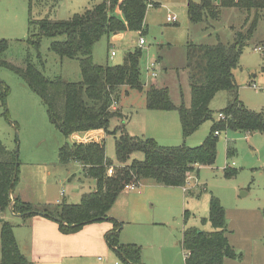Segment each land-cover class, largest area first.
I'll list each match as a JSON object with an SVG mask.
<instances>
[{"label":"rangeland","instance_id":"374dc122","mask_svg":"<svg viewBox=\"0 0 264 264\" xmlns=\"http://www.w3.org/2000/svg\"><path fill=\"white\" fill-rule=\"evenodd\" d=\"M102 1L31 0L29 3L28 0H0V40L7 41V49L0 54V58L16 66H23L24 59L28 57L47 77H61L70 82L81 80L77 58H61L49 49L51 41L63 40L64 35L55 38L43 36L37 47L27 43V36L31 31L30 15L34 20L45 16L66 20ZM187 1L147 0L141 30L103 34L92 45V61L99 65L120 64L127 51L141 50V88H126L119 99L124 119L127 116L124 129L131 135L152 138L147 135L159 130L156 124L159 119L153 117L159 113L147 111L149 109L146 108L145 91L153 80L168 88L174 103L183 101L186 106L189 105V43H231L234 32L243 30L241 27L246 17L243 10L226 7L221 9L216 20L191 23L187 15ZM167 15L174 16L175 22H167ZM140 39L143 40L142 44L139 43ZM261 45H264V14L258 19L255 29L243 46L233 71L238 84L239 101L245 108L256 112L264 110V49H254ZM112 50L115 53L113 56L110 55ZM151 63H155L156 68L154 79L150 75ZM226 103L225 92H218L209 104L213 118L204 121L187 138H183L181 130L177 131L176 140L171 138L158 142L152 138L159 145H184L192 148L211 135L216 140L213 164L195 168L193 176L192 173L188 174L191 177L184 186L166 187L151 179H142L139 180V192L121 191L117 195L113 214L118 212L123 216L119 218L123 223L118 232V241L139 245L141 259L145 264H184L180 245L182 230L188 226L212 230L209 221L201 222V218L208 217L209 200L212 196L219 200L224 212H227L226 232L229 234L236 233L238 228L236 207L264 205V134L258 131L247 133L221 129L214 136L212 124L217 120L218 111ZM170 114L176 115L177 111H171ZM120 124L119 119L113 118L108 129L111 131ZM143 127L145 130L138 133ZM114 136L112 133H105L102 138L105 154L112 161H115ZM0 142L10 151L17 149V178L13 189L15 196H19L32 209L52 206L56 199H60V202L77 203L84 192L94 190L93 179L82 175L79 164L73 161L62 164L59 161V146L76 140L71 136L65 138L49 122L45 106L38 95L31 91L20 76L2 64ZM228 147L232 148L230 153H227ZM132 158L142 159L143 155L136 152ZM29 217L31 216H19L9 206L0 207V223L7 221L12 225L13 233L14 229L20 232L21 239L18 238V243L22 253L26 248L28 255L29 250L38 255L43 247L37 240L33 243ZM68 240L73 252H69L59 263H54L53 254H49L48 260L44 256L32 260L29 255L28 264H121L115 251L106 242L105 235L104 248L96 241L82 242V238L74 233ZM232 248L236 255L235 248Z\"/></svg>","mask_w":264,"mask_h":264},{"label":"trees","instance_id":"16d2710c","mask_svg":"<svg viewBox=\"0 0 264 264\" xmlns=\"http://www.w3.org/2000/svg\"><path fill=\"white\" fill-rule=\"evenodd\" d=\"M147 6V0H103L66 20L48 16L34 20L30 15L31 31L27 43L37 47L43 36L55 38L64 35L63 40L51 41L49 49L61 58H77L81 80L70 82L61 77H47L28 57L24 59L23 66L2 58L0 64L14 71L38 95L49 122L65 138L94 129L114 134L115 161L106 156L102 141L62 143L58 148L59 161L62 164L70 161L80 163L83 176L94 180V190L84 192L77 203L59 201L35 210L15 195L10 196L17 178L15 150H8L0 142L1 208L9 206L11 211L22 217L41 215L56 220L62 233H73L84 224L108 219V211L125 184L151 179L163 186H184L188 174L195 168L213 164L216 140L211 135L191 148L159 145L152 138L129 135L125 131L122 112L118 107L113 109L112 104L119 102L126 88H141L140 49L127 51L120 64L99 65L92 61V45L103 34L141 30ZM226 7H237L246 13L243 30L234 32L231 43L187 45L189 105L183 101L174 103L168 88L154 80L145 91L147 109L177 111L183 138L213 118L209 104L220 91L225 92L227 103L217 113L223 114L224 119H217L212 124L214 136L221 129L264 134V110L256 112L243 106L238 99V84L233 73L243 46L264 13V0H188L187 15L191 23H209V20L218 19L221 9ZM6 49L7 41L1 39L0 54ZM113 118L119 119L121 124L110 131L108 128ZM231 149L228 147L227 153ZM136 152L142 153L143 158H132ZM110 166L114 169L112 175L107 174ZM208 210V217L201 218V222L209 221L211 231L195 226L185 227L182 231L184 264H223L224 258L235 255L225 233L224 208L216 197L210 198ZM111 222L113 227L105 239L121 264H143L141 247L119 243L121 222L114 219ZM0 257V264H28V258L20 251L14 237L13 227L7 221L0 225Z\"/></svg>","mask_w":264,"mask_h":264},{"label":"crops","instance_id":"0c3cea01","mask_svg":"<svg viewBox=\"0 0 264 264\" xmlns=\"http://www.w3.org/2000/svg\"><path fill=\"white\" fill-rule=\"evenodd\" d=\"M115 12H119L117 8L115 9ZM257 47L262 48L261 50L264 49V45ZM116 106L120 108L121 111V105L119 102L116 104ZM147 111H157L155 113H159L153 115V117L159 119V122L156 123L159 130H157L156 133H149L147 136L152 137L158 142H162V140H171V138H174V140H176L175 137L178 136L177 131L179 132L181 130L178 113L176 115L170 114V112L174 110H147ZM147 113H151V112H147ZM126 117L127 116H125V120ZM143 130H145V127H143V129L138 131V133L143 132ZM128 134L130 133L128 132ZM104 135H105L104 130L94 129L83 133L72 134L70 136L73 137L76 140V142H86L91 140L102 141ZM73 162L79 164L83 175L82 165L77 161H73ZM193 174L194 171L192 173V176ZM87 179H91V178H87ZM139 185L138 188L140 189L141 188L140 182ZM166 187H175V186H166ZM139 189L133 190L132 192L135 191L139 192ZM123 191H128V190L123 189ZM12 192L14 195H16L14 193V189ZM243 195H246V192H243ZM59 201L60 199L59 200L56 199V202ZM235 210L237 211V217H238V228L236 230V233H230V234L227 232L225 233L228 239V243L235 248L236 255L234 257L224 258L223 264H264V205H257L252 208L236 207ZM113 211H114V206L111 207L110 211L108 212V219L84 224L79 230L73 233L81 237L82 242H86L90 240L96 241L101 248H104V235H106V233H108L113 227V223L111 222V220L114 219L117 222H121V226L123 223V221L119 220V218H123L122 214L120 215L118 214V212L116 213L114 212L113 214ZM225 218L226 220H228L227 212H225ZM29 219L31 226L30 233L32 236L33 243L37 240L40 243V245L43 247V251L38 255H36L35 252H33V250L32 251L29 250V255L31 256L32 260H34L35 257L39 258L41 256H44L45 260H48L49 254H53V257L55 258L53 262L59 263L62 258H65L69 254V252H73V250L71 249L70 240H68L69 237L73 235V233H67V234L62 233L59 230L58 222L56 220L41 215H33L29 217ZM20 236L21 235L19 230L16 231V229H14V237L17 243H18V238L21 239ZM121 244L123 243L121 242ZM128 244H132V243H128ZM180 245H181V240H180ZM18 246L20 251L22 252L19 243ZM24 251L25 252L23 254L28 258L29 255L26 248L24 249ZM141 262L145 264L142 261V259ZM183 262H184V256H183Z\"/></svg>","mask_w":264,"mask_h":264},{"label":"built area","instance_id":"2783aa9c","mask_svg":"<svg viewBox=\"0 0 264 264\" xmlns=\"http://www.w3.org/2000/svg\"><path fill=\"white\" fill-rule=\"evenodd\" d=\"M166 19H167V21H169V22H173V21H175V17H174V16H171V15H167V18H166ZM139 43L142 44V43H143V40L140 39V40H139ZM261 49H262V48H260V47H255V50H261ZM110 55H111V56L114 55V51H113V50L110 52ZM150 75H151L152 78L156 77L155 63H151V64H150ZM112 108H113V109L117 108V106H116L115 103L112 104ZM217 119L223 120V119H224V115L219 113V114L217 115ZM215 134L218 135L219 132L216 131ZM113 173H114L113 166L108 167V169H107V174L112 175ZM190 177H191L190 175L187 176L186 183H189V178H190ZM138 185H139V182H135V183H134V182H131V183L125 184V186H124L123 189H124V190H128V191H133V190L138 189Z\"/></svg>","mask_w":264,"mask_h":264},{"label":"water","instance_id":"95a60500","mask_svg":"<svg viewBox=\"0 0 264 264\" xmlns=\"http://www.w3.org/2000/svg\"><path fill=\"white\" fill-rule=\"evenodd\" d=\"M15 164H17V149H15ZM10 194V196L12 197V191H10Z\"/></svg>","mask_w":264,"mask_h":264}]
</instances>
